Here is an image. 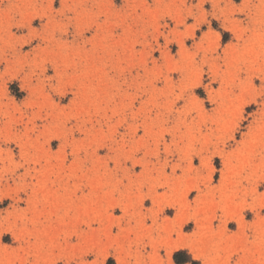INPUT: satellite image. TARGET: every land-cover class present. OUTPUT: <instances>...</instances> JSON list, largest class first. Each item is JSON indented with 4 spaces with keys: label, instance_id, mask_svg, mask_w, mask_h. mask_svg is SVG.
Listing matches in <instances>:
<instances>
[{
    "label": "rangeland",
    "instance_id": "obj_1",
    "mask_svg": "<svg viewBox=\"0 0 264 264\" xmlns=\"http://www.w3.org/2000/svg\"><path fill=\"white\" fill-rule=\"evenodd\" d=\"M181 250L264 264V0H0V264Z\"/></svg>",
    "mask_w": 264,
    "mask_h": 264
},
{
    "label": "trees",
    "instance_id": "obj_2",
    "mask_svg": "<svg viewBox=\"0 0 264 264\" xmlns=\"http://www.w3.org/2000/svg\"><path fill=\"white\" fill-rule=\"evenodd\" d=\"M186 255V256H185ZM184 256V257H183ZM176 262L178 264H184L187 262H192L193 264H197L196 261H194L189 254H187L186 251H177L174 256Z\"/></svg>",
    "mask_w": 264,
    "mask_h": 264
},
{
    "label": "snow or ice",
    "instance_id": "obj_3",
    "mask_svg": "<svg viewBox=\"0 0 264 264\" xmlns=\"http://www.w3.org/2000/svg\"><path fill=\"white\" fill-rule=\"evenodd\" d=\"M181 102H183V101H181ZM242 119H245V117H243V116H239V115L236 117V120H237V121L242 120ZM227 138L230 139V140H233V138L231 137V135H228ZM233 142H234V140H233Z\"/></svg>",
    "mask_w": 264,
    "mask_h": 264
}]
</instances>
